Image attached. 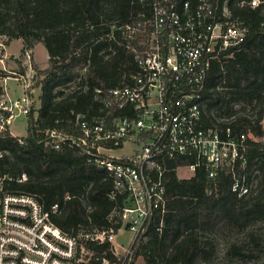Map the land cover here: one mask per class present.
Returning <instances> with one entry per match:
<instances>
[{"label":"trees","instance_id":"16d2710c","mask_svg":"<svg viewBox=\"0 0 264 264\" xmlns=\"http://www.w3.org/2000/svg\"><path fill=\"white\" fill-rule=\"evenodd\" d=\"M239 1L231 0L229 7L249 34L231 56L212 63L201 90L203 118L207 126L218 124L259 138L264 134V4L251 9L238 6ZM140 10L136 0H0V36H7L9 44L21 39L23 52L43 44L49 57L46 69L32 64L40 95L38 107L28 116L27 135L16 137L9 126L0 133V176L11 178L4 183L5 190L35 196L50 213V221L68 234L119 229L121 219L111 214L130 201L125 194L110 197L113 180L93 155L74 146L56 150L45 145V131L75 134L74 114L90 117L98 111L95 90L128 83L129 74L139 70L116 28L135 19ZM24 73L21 68L19 74ZM7 77L8 72L0 68V96ZM70 82L80 89L66 92ZM254 101L256 109L260 107L255 119L240 115L244 108L232 106ZM0 113L9 114L2 109ZM248 144V184L257 165L262 186L248 196L238 197L232 191L234 178L227 170L214 185L204 167L185 179L178 177L176 168L190 164L189 160L169 163L165 212L150 221L146 241L138 238L136 259L143 257L145 264H212L217 253L213 235L224 229L248 232L264 220V143L250 138ZM22 174L27 176L25 181H19ZM54 205L56 213H52ZM249 235L263 257L253 264H264V243L259 236ZM88 246L95 253L88 264H101L104 258L115 261L109 243ZM245 253L244 241L232 242L226 249L230 259H243Z\"/></svg>","mask_w":264,"mask_h":264},{"label":"built area","instance_id":"2783aa9c","mask_svg":"<svg viewBox=\"0 0 264 264\" xmlns=\"http://www.w3.org/2000/svg\"><path fill=\"white\" fill-rule=\"evenodd\" d=\"M230 1L136 0L141 5L137 17L113 26L121 31V42L139 70L129 74L128 83L96 89L97 113H75V134L46 130L45 145L56 150L74 146L95 157L113 180L110 197L125 194L130 201L111 214L121 219V227L68 234L50 221V213L35 196L5 190L11 178L0 176V264H88L95 255L88 246L92 243L110 245L115 261L104 258L101 264H135L138 238L146 241L150 221L165 212V174L175 159L190 162L179 165L177 175L182 167L194 173L204 167L215 185L227 170L234 178L232 191L238 197L251 194L246 175L251 132L207 126L203 118L201 90L212 63L231 56L249 34L232 13ZM263 4L264 0L237 3L251 9ZM76 89L80 87L70 82L64 90ZM33 104L27 91L19 100L8 99V105L1 101L0 109L9 114L0 113V133L16 117L29 116ZM127 142L136 146L130 155L109 153ZM26 179L22 174L19 181ZM57 210L54 205L52 213Z\"/></svg>","mask_w":264,"mask_h":264},{"label":"rangeland","instance_id":"374dc122","mask_svg":"<svg viewBox=\"0 0 264 264\" xmlns=\"http://www.w3.org/2000/svg\"><path fill=\"white\" fill-rule=\"evenodd\" d=\"M8 44V37L0 36V59H3L6 51L9 52V55L6 57V59H4L3 64L0 62V66L9 74V77L3 80L4 94L0 96V102L5 100L8 105V99L19 100L25 95L27 91L31 95V98L34 99L33 108H36L39 105L40 89L35 86L36 82L33 77H35L36 72L34 71L32 64L35 63L39 66V68L46 69L48 67L49 58L48 51L43 44H39L35 47V54L32 51V53L23 52V42L21 39L13 40L9 45ZM21 68L25 70L23 76L19 74ZM26 85L29 86V89H25ZM232 106L235 110L244 108L243 113L240 115L247 116L250 119H255L256 113L260 108L259 107L256 109V101H254L252 104L233 103ZM28 120V116L16 117L13 119L11 126L9 127V131H11L16 137H25L28 130ZM261 125L264 132V118L261 122ZM251 135L253 139L264 143V134L259 138L254 137L253 133ZM135 148V145L127 142L123 147L113 149L109 151V153L114 157H123L130 155ZM193 173V171L185 167L178 169V176L180 178L188 179L193 176ZM250 180V193L256 194L261 190L262 187L261 177L257 169V165L254 166ZM249 233L253 236H259V241L264 243V220L251 225L248 232H238L230 229H224L220 234L213 235L212 238H214L217 245V253L212 264H253V262L257 259H263L262 255H258V252L255 250V243ZM119 240L124 242V245L127 242L123 241L122 238ZM243 241L246 242V257L243 259H230V257L226 255V249L228 245L232 242ZM135 264H145L144 258L139 257Z\"/></svg>","mask_w":264,"mask_h":264},{"label":"crops","instance_id":"0c3cea01","mask_svg":"<svg viewBox=\"0 0 264 264\" xmlns=\"http://www.w3.org/2000/svg\"><path fill=\"white\" fill-rule=\"evenodd\" d=\"M33 52L34 54H35V49H33V50H29V51H27V52ZM31 52V53H32ZM9 55V52L8 51H6V53H5V55L3 56V59H0V62L3 64V62H4V59H6V57ZM34 60H35V58H34ZM36 62V61H35ZM0 68H2L1 66H0ZM3 69V68H2ZM180 178V177H179Z\"/></svg>","mask_w":264,"mask_h":264}]
</instances>
